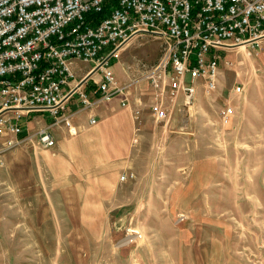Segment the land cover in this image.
<instances>
[{
    "label": "rangeland",
    "instance_id": "1",
    "mask_svg": "<svg viewBox=\"0 0 264 264\" xmlns=\"http://www.w3.org/2000/svg\"><path fill=\"white\" fill-rule=\"evenodd\" d=\"M162 47L140 35L114 61V74L128 78L120 83L130 93L144 86L147 98L134 112L131 161L115 168L116 194L102 195L106 210L86 209L76 222H27L28 203L12 202L10 184L0 197V264H264V42L256 52H223L218 89L190 105L178 100L158 122L149 75Z\"/></svg>",
    "mask_w": 264,
    "mask_h": 264
},
{
    "label": "built area",
    "instance_id": "2",
    "mask_svg": "<svg viewBox=\"0 0 264 264\" xmlns=\"http://www.w3.org/2000/svg\"><path fill=\"white\" fill-rule=\"evenodd\" d=\"M140 35L163 41L149 75L152 112L162 122L173 113L167 101L183 98L190 105L201 90L210 95L218 89L223 52L260 48L264 0H0V170L5 155L27 142L55 146L48 130L17 139L22 118L47 112L71 129L65 112L74 97L84 107L95 104L82 90L87 78L70 86L77 79L72 61L93 63L101 99L123 97L127 106L131 85L120 84L113 66ZM233 113L224 110L222 121L229 124Z\"/></svg>",
    "mask_w": 264,
    "mask_h": 264
},
{
    "label": "crops",
    "instance_id": "3",
    "mask_svg": "<svg viewBox=\"0 0 264 264\" xmlns=\"http://www.w3.org/2000/svg\"><path fill=\"white\" fill-rule=\"evenodd\" d=\"M86 65L89 64L72 61L77 79L70 86L87 78L82 90L90 94L95 104L84 107L79 96L72 100L65 112V116H72L71 129L65 124H55L47 112L28 114L23 134L16 138L22 139L29 134L48 130L55 140V146L44 148L32 140L4 157L5 166L0 170V197L8 195V186L14 184L16 190H13L12 202L28 203L27 222H76V213L86 209L97 212L106 210L102 195L116 194L120 181L115 170L117 163L125 167L131 161L134 112L147 98L144 86L131 92L128 102H131L132 108L122 106L123 97L103 100L96 85L100 76L91 77L92 68L86 70ZM123 76L124 79L116 75L120 81H126L128 78ZM149 96L153 97L152 91ZM166 105L174 112L178 108L177 103L174 105L167 101ZM39 114H46V120L40 118ZM92 119L96 121L95 124L91 123ZM89 195L95 196L93 202H88L93 207L86 206L85 196ZM22 210L18 208L16 211ZM54 210H66L67 215L60 214L59 219H54ZM80 220L84 222L85 219Z\"/></svg>",
    "mask_w": 264,
    "mask_h": 264
}]
</instances>
